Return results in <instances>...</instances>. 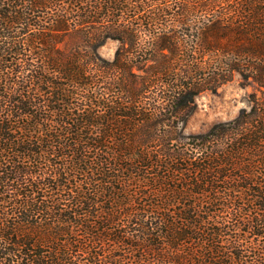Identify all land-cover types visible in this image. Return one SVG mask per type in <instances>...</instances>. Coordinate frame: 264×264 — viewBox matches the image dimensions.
Instances as JSON below:
<instances>
[{
  "label": "trees",
  "instance_id": "1",
  "mask_svg": "<svg viewBox=\"0 0 264 264\" xmlns=\"http://www.w3.org/2000/svg\"><path fill=\"white\" fill-rule=\"evenodd\" d=\"M0 264H264V0H0Z\"/></svg>",
  "mask_w": 264,
  "mask_h": 264
},
{
  "label": "rangeland",
  "instance_id": "2",
  "mask_svg": "<svg viewBox=\"0 0 264 264\" xmlns=\"http://www.w3.org/2000/svg\"><path fill=\"white\" fill-rule=\"evenodd\" d=\"M118 42L108 38L99 52L112 58ZM258 92V86L250 79H244L238 72L220 84L215 90H203L196 95V107L184 126V131L201 132L214 123L233 118L242 107L249 106V94Z\"/></svg>",
  "mask_w": 264,
  "mask_h": 264
}]
</instances>
